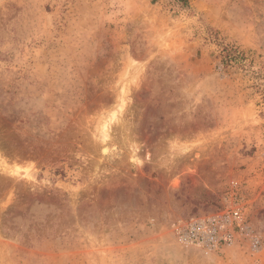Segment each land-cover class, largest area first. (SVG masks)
Returning a JSON list of instances; mask_svg holds the SVG:
<instances>
[{
    "label": "rangeland",
    "instance_id": "374dc122",
    "mask_svg": "<svg viewBox=\"0 0 264 264\" xmlns=\"http://www.w3.org/2000/svg\"><path fill=\"white\" fill-rule=\"evenodd\" d=\"M0 264H264V0H0Z\"/></svg>",
    "mask_w": 264,
    "mask_h": 264
},
{
    "label": "built area",
    "instance_id": "2783aa9c",
    "mask_svg": "<svg viewBox=\"0 0 264 264\" xmlns=\"http://www.w3.org/2000/svg\"><path fill=\"white\" fill-rule=\"evenodd\" d=\"M232 219H241L238 210L232 211ZM222 225L223 223L219 220H195L189 225L187 233L184 236L185 240L191 243L196 242L206 245L216 243L219 240V230Z\"/></svg>",
    "mask_w": 264,
    "mask_h": 264
}]
</instances>
